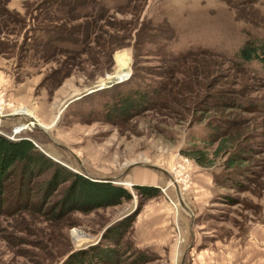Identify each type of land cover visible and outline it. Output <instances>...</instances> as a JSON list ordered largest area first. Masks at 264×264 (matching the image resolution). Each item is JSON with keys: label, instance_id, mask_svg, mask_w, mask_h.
<instances>
[{"label": "rangeland", "instance_id": "rangeland-1", "mask_svg": "<svg viewBox=\"0 0 264 264\" xmlns=\"http://www.w3.org/2000/svg\"><path fill=\"white\" fill-rule=\"evenodd\" d=\"M40 1L0 0V134L32 138L132 198L62 217L11 200L0 264H73L113 247L111 228L130 217L117 264H264V69L235 61L245 39L264 36V0H121L72 12ZM138 88L158 91L149 109L109 118L107 106ZM221 94L238 106H219ZM222 118L238 124L217 127ZM226 139L228 153L217 149Z\"/></svg>", "mask_w": 264, "mask_h": 264}, {"label": "trees", "instance_id": "trees-1", "mask_svg": "<svg viewBox=\"0 0 264 264\" xmlns=\"http://www.w3.org/2000/svg\"><path fill=\"white\" fill-rule=\"evenodd\" d=\"M113 7L126 6L121 0H41L37 7H57L58 10L72 12L76 7ZM111 7V6H110ZM64 18V17H62ZM57 32V31H55ZM235 61L245 65L257 62L264 69V36L253 35L245 39L235 53ZM152 92V91H151ZM158 91L150 93L141 88L123 91L107 106L109 118L117 116L128 119L140 110L149 109L148 106L154 102V95ZM234 95L221 94L219 106L237 107L238 102ZM234 119L222 118L221 123L234 128L238 123ZM232 130V129H230ZM225 131L228 134L231 131ZM219 138V136H218ZM218 139L215 138V142ZM230 140L226 139L219 143L217 149L222 150L225 145L226 152L232 149L227 145ZM231 155L232 165L241 163L239 152ZM237 154V155H236ZM197 162L204 164L208 162V155L194 157ZM42 176V179L36 180ZM11 185V186H10ZM65 185L59 199L50 202V198ZM142 196L152 198L160 194L158 189L149 186H136ZM35 194L37 198L33 201ZM132 195L126 187L113 181L94 180L82 173L68 168L57 162L44 151H42L32 138L19 137L11 139L0 134V214L4 213V207L12 200L19 209L38 208L41 212L52 214V216H66L72 211L90 212L100 207L115 206L121 204L125 199H131ZM133 217L121 220L115 224L111 231L115 235L111 240L113 247L102 248L94 255L77 256L73 264H117L122 261L121 255L114 247L119 246L124 235L131 227ZM138 262L145 261L144 254L140 253Z\"/></svg>", "mask_w": 264, "mask_h": 264}, {"label": "water", "instance_id": "water-1", "mask_svg": "<svg viewBox=\"0 0 264 264\" xmlns=\"http://www.w3.org/2000/svg\"><path fill=\"white\" fill-rule=\"evenodd\" d=\"M86 176H88V177H90V178H92V179H94V180H102V181H109V180H112V178H100V177H93V176H90V175H88V174H86V173H84ZM176 183V182H175ZM177 185V184H176ZM181 199V203L185 206V204H184V202H183V200H182V198H180ZM186 207V206H185ZM187 208V207H186Z\"/></svg>", "mask_w": 264, "mask_h": 264}, {"label": "bare ground", "instance_id": "bare-ground-1", "mask_svg": "<svg viewBox=\"0 0 264 264\" xmlns=\"http://www.w3.org/2000/svg\"><path fill=\"white\" fill-rule=\"evenodd\" d=\"M124 78H125V77H124V74H121V73H120L119 76H117V78H114L113 80H114V81H117V82H120V81H121L122 79H124ZM110 83H111V81H110ZM111 84H112V83H111ZM29 120H30V119H29ZM39 126H42V125L39 124L38 127H39ZM22 129H23V128H22ZM173 180H174V178H173ZM174 181L176 182L177 180H174ZM176 183H177V182H176ZM78 234H80V233L75 232V235H76V236H78Z\"/></svg>", "mask_w": 264, "mask_h": 264}, {"label": "crops", "instance_id": "crops-1", "mask_svg": "<svg viewBox=\"0 0 264 264\" xmlns=\"http://www.w3.org/2000/svg\"><path fill=\"white\" fill-rule=\"evenodd\" d=\"M6 80H7V78L5 77V74L2 71H0V82L2 83Z\"/></svg>", "mask_w": 264, "mask_h": 264}, {"label": "built area", "instance_id": "built-area-1", "mask_svg": "<svg viewBox=\"0 0 264 264\" xmlns=\"http://www.w3.org/2000/svg\"><path fill=\"white\" fill-rule=\"evenodd\" d=\"M15 111H16V109H14ZM17 132V131H16ZM12 139H13V137H12Z\"/></svg>", "mask_w": 264, "mask_h": 264}]
</instances>
